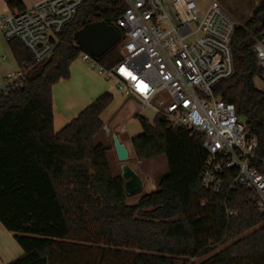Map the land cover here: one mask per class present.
<instances>
[{
    "label": "trees",
    "instance_id": "1",
    "mask_svg": "<svg viewBox=\"0 0 264 264\" xmlns=\"http://www.w3.org/2000/svg\"><path fill=\"white\" fill-rule=\"evenodd\" d=\"M125 8L121 1L84 3L41 62L19 40L8 41L18 64L29 66L22 86L0 92V222L23 249L9 264H264V213L254 191L233 185L235 168L224 170L220 191L202 186V136L170 127L161 115L152 124L137 113L142 132L131 139L135 154L139 160L163 155L166 171L154 190L130 204L121 173L112 170L110 147L96 142L105 132L101 114L111 92L54 130L52 88L70 77L81 52L76 30L89 21L113 24ZM262 14L259 0L253 15L238 23L234 73L214 88L258 138V157L264 156V92L254 81V42Z\"/></svg>",
    "mask_w": 264,
    "mask_h": 264
},
{
    "label": "built area",
    "instance_id": "2",
    "mask_svg": "<svg viewBox=\"0 0 264 264\" xmlns=\"http://www.w3.org/2000/svg\"><path fill=\"white\" fill-rule=\"evenodd\" d=\"M18 1L0 14V30L7 41L19 40L35 62H41L52 54L80 7L102 0ZM111 1L126 5L113 23L121 33L117 44L122 58L108 69L80 47L82 60L98 65L99 73L113 81L122 96L136 99L138 111L150 108L170 127H184L203 137L204 188L220 191L224 170L235 168L233 185L252 188L264 213V156L257 155L258 138L250 134L235 104L214 92L234 73L237 20L219 0H204L205 5L198 0ZM260 34L262 39L255 36L254 50L258 74L264 78V25ZM28 68L22 64L8 72L0 92L22 86ZM227 212L235 214L232 209Z\"/></svg>",
    "mask_w": 264,
    "mask_h": 264
},
{
    "label": "rangeland",
    "instance_id": "3",
    "mask_svg": "<svg viewBox=\"0 0 264 264\" xmlns=\"http://www.w3.org/2000/svg\"><path fill=\"white\" fill-rule=\"evenodd\" d=\"M26 4L30 3V0H23ZM223 6H225L229 12L234 16L239 24H243L248 18L253 15L255 7L258 5L259 0H219ZM201 5H205L206 1L198 0ZM6 11V10H5ZM4 11V12H5ZM3 37V36H2ZM2 46L0 48V74L6 71V66L2 62V54L5 52L7 55L10 52L8 42L3 37ZM97 64L103 65L108 69H112L121 60V53L118 44L116 43L110 50H108L101 57H95ZM78 59H81L79 54ZM84 61V60H83ZM87 62V61H86ZM91 65V64H90ZM93 73L92 77L95 79L103 78L107 81L108 86L111 87L109 91L113 93V100L108 105V107L103 112V118L112 132L118 134L122 142L127 141V146L130 150V158L128 162L130 165L142 176L144 179L143 190L137 194L129 195L127 198L128 203L134 204L138 202L139 198L146 192L154 190L159 177L166 171V163L163 156L139 160L135 154V150L132 142L128 138L140 133L142 131V125L137 117V113L147 117L149 120L153 121L155 113L150 108H144L138 111V101L134 98H126L121 95V93L116 89L113 81L107 80L98 71V65L90 66ZM18 69V65H14L13 69L10 71ZM8 71V72H10ZM6 72V74L8 73ZM5 74V75H6ZM4 75V76H5ZM4 76L0 77V82L3 80ZM256 86L264 92V78L258 74L255 79ZM150 121V122H151ZM97 142H104L105 145L110 147L109 149V159L111 162L112 170L115 174L121 173L122 162L118 159L116 150L113 146V140L110 135L106 132H101L96 138Z\"/></svg>",
    "mask_w": 264,
    "mask_h": 264
},
{
    "label": "crops",
    "instance_id": "4",
    "mask_svg": "<svg viewBox=\"0 0 264 264\" xmlns=\"http://www.w3.org/2000/svg\"><path fill=\"white\" fill-rule=\"evenodd\" d=\"M8 8L9 5L7 1L0 0V14H2ZM2 36L3 33L0 30V48L3 44L2 38L4 36L3 37ZM7 44L9 46V50L11 53L7 55L4 52L2 54V57L3 55H6V57L2 59L3 60L2 62L6 66V71L1 72L0 77L4 76L6 72L13 69L14 65L19 66L12 51V48L10 46V43L8 42ZM90 66L91 65L86 61H83L78 58L75 59L70 67V71H71L70 77L67 79H60L57 83L53 85L52 88L53 111H54L53 127L55 131H59L67 123H69L72 119H74L85 107H87L90 103H92L100 94H102L105 91H109L111 89V87L108 86L107 81H105V79H103L102 77L101 78L97 77L96 79L92 77L93 71ZM101 118L103 122L106 123V120L103 118V113L101 114ZM100 133L98 135H100ZM134 136L128 138L130 142ZM102 143L104 144V142ZM124 143L127 145V141ZM127 147L129 149V146ZM22 253H23V249L20 246V244L17 242L14 233L6 229L5 226L0 222V264H9L11 260L20 256Z\"/></svg>",
    "mask_w": 264,
    "mask_h": 264
},
{
    "label": "water",
    "instance_id": "5",
    "mask_svg": "<svg viewBox=\"0 0 264 264\" xmlns=\"http://www.w3.org/2000/svg\"><path fill=\"white\" fill-rule=\"evenodd\" d=\"M259 20L263 26L264 14L259 16ZM74 38L79 47L90 52L94 57H101L120 40L121 33L113 24L105 20L89 21L76 30ZM258 38L262 39V34H259ZM103 129L107 135L112 137L117 157L122 162L121 175L125 181L126 193L134 195L141 192L144 187V179L128 162L130 153L127 145L121 141L117 133L111 131L107 124Z\"/></svg>",
    "mask_w": 264,
    "mask_h": 264
}]
</instances>
